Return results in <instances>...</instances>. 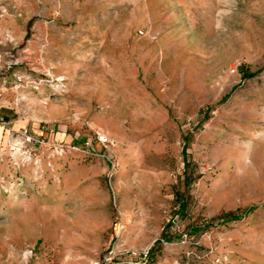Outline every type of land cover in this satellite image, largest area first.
Instances as JSON below:
<instances>
[{
	"label": "rangeland",
	"instance_id": "1",
	"mask_svg": "<svg viewBox=\"0 0 264 264\" xmlns=\"http://www.w3.org/2000/svg\"><path fill=\"white\" fill-rule=\"evenodd\" d=\"M1 127L0 264H264V0H0Z\"/></svg>",
	"mask_w": 264,
	"mask_h": 264
},
{
	"label": "built area",
	"instance_id": "2",
	"mask_svg": "<svg viewBox=\"0 0 264 264\" xmlns=\"http://www.w3.org/2000/svg\"><path fill=\"white\" fill-rule=\"evenodd\" d=\"M1 130L4 131L9 137L14 136L15 138L11 139L6 145L0 148V160L4 157L7 158L8 162L11 165L17 167L18 165L24 163L32 151L36 148H39L41 145H44L43 141L33 134L29 133L26 128H19L16 131H10L11 129L1 127ZM9 131L11 133H9ZM95 145H99L102 148V152L100 154H96L93 147ZM109 145V140L107 136L102 132H93L90 138L82 139L81 141L74 143L73 146H70V149L80 150L82 151L87 157H101L109 161L106 156L107 147ZM58 145H56L57 147ZM55 147V148H56ZM110 163V162H109ZM112 166V165H111ZM128 256L132 258H137V263H144L147 259V252H142L140 254H136L134 252H129ZM129 259L128 264H132L133 260ZM214 263H218V259L214 260ZM90 264H98L97 262H91Z\"/></svg>",
	"mask_w": 264,
	"mask_h": 264
},
{
	"label": "trees",
	"instance_id": "3",
	"mask_svg": "<svg viewBox=\"0 0 264 264\" xmlns=\"http://www.w3.org/2000/svg\"><path fill=\"white\" fill-rule=\"evenodd\" d=\"M184 156H185V153H184V150H182V157L184 158ZM183 208H184V205L181 202L178 203L177 211H182ZM243 215L244 214H242V215L241 214L240 215H238V214H225L221 218L224 221H236V220L240 219V217L243 216ZM202 228H204V225L202 226ZM193 229L194 230H198L197 227H194Z\"/></svg>",
	"mask_w": 264,
	"mask_h": 264
}]
</instances>
